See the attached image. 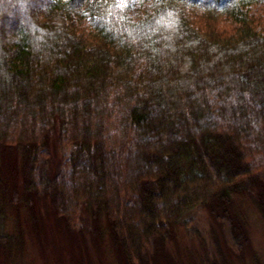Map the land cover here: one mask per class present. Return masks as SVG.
Here are the masks:
<instances>
[{
	"label": "trees",
	"instance_id": "obj_1",
	"mask_svg": "<svg viewBox=\"0 0 264 264\" xmlns=\"http://www.w3.org/2000/svg\"><path fill=\"white\" fill-rule=\"evenodd\" d=\"M136 2L0 0V263L42 208L121 264H171L198 210L241 257L242 195L264 221V0Z\"/></svg>",
	"mask_w": 264,
	"mask_h": 264
},
{
	"label": "rangeland",
	"instance_id": "obj_2",
	"mask_svg": "<svg viewBox=\"0 0 264 264\" xmlns=\"http://www.w3.org/2000/svg\"><path fill=\"white\" fill-rule=\"evenodd\" d=\"M137 0L132 11L137 13ZM8 37V36H7ZM8 38L5 39L7 41ZM51 151V148H50ZM66 155L75 154L81 160L82 155L76 148L66 150ZM62 154L55 152L53 166L60 164ZM235 212L240 215L248 232V244L241 257L225 253L217 235L216 225L211 222L205 211L198 210L193 218V232L179 227L173 240L166 246L168 260L171 264H264V221L250 195H242L234 201ZM42 221L28 222L26 230L31 235L24 243L21 254L11 264H121L119 256L112 246L105 231V221L99 216L95 224L90 212L82 207L73 234L68 233L53 219L50 212L41 209ZM39 214V220L40 215ZM36 228H32L36 226ZM37 229V232L35 231ZM35 233H38L37 235ZM98 234V236H96ZM5 264V263H0ZM7 264V263H6Z\"/></svg>",
	"mask_w": 264,
	"mask_h": 264
}]
</instances>
